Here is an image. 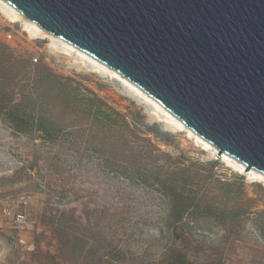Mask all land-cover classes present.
<instances>
[{
  "label": "rangeland",
  "instance_id": "1",
  "mask_svg": "<svg viewBox=\"0 0 264 264\" xmlns=\"http://www.w3.org/2000/svg\"><path fill=\"white\" fill-rule=\"evenodd\" d=\"M11 16L0 0V96L62 130L50 142L0 118V264H264V175L217 157L115 71ZM89 106L114 122L93 121ZM175 181L197 206L177 224Z\"/></svg>",
  "mask_w": 264,
  "mask_h": 264
},
{
  "label": "water",
  "instance_id": "2",
  "mask_svg": "<svg viewBox=\"0 0 264 264\" xmlns=\"http://www.w3.org/2000/svg\"><path fill=\"white\" fill-rule=\"evenodd\" d=\"M264 175V0H2Z\"/></svg>",
  "mask_w": 264,
  "mask_h": 264
},
{
  "label": "trees",
  "instance_id": "3",
  "mask_svg": "<svg viewBox=\"0 0 264 264\" xmlns=\"http://www.w3.org/2000/svg\"><path fill=\"white\" fill-rule=\"evenodd\" d=\"M0 48H7L6 46L0 44ZM6 50V49H5ZM57 85L60 83L58 77H52ZM58 87L61 89L64 86L59 84ZM1 93V91H0ZM12 99L6 100L5 97L0 96V118L7 124V126L16 134L22 136H30L32 133L41 132L44 139L53 142L56 141L62 129L58 124H54L53 120L48 117L45 113L39 112V115L34 119L30 111H19L16 106L8 105L6 102H11ZM90 104L93 100H89ZM92 107H88L86 113L88 117H91L93 121H99L106 127L110 126L114 120L111 119V115L106 111H102L99 107L92 112ZM36 120V122H34ZM108 160H106L107 162ZM185 173H190V170H185ZM185 183L173 182L168 189H170L169 204L171 211H176V216L173 220L174 224L181 223L186 216H190L195 212L196 205L191 202H187L183 197ZM259 232L264 238V226L259 227Z\"/></svg>",
  "mask_w": 264,
  "mask_h": 264
},
{
  "label": "bare ground",
  "instance_id": "4",
  "mask_svg": "<svg viewBox=\"0 0 264 264\" xmlns=\"http://www.w3.org/2000/svg\"><path fill=\"white\" fill-rule=\"evenodd\" d=\"M9 6V5H8ZM11 8V7H10ZM12 9V11H13V13H14V16H11V17H9L10 18V20L11 21H13V22H15V21H17L18 19H20V18H22V16H21V14L19 13V12H17L16 10H14L13 8H11ZM32 25H34V26H36L35 24H33V23H31ZM37 28H39V27H37ZM40 29V28H39ZM41 30V29H40ZM134 88H135V86H134ZM136 90H138L139 92H141V90L140 89H138V88H135ZM142 94L144 93V92H141ZM156 104V106L158 107V108H162L161 106H159L157 103H155ZM174 117V116H173ZM181 122H178V125H180L179 127H181Z\"/></svg>",
  "mask_w": 264,
  "mask_h": 264
}]
</instances>
